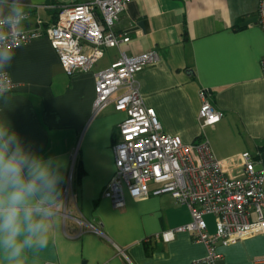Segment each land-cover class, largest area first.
Here are the masks:
<instances>
[{
	"label": "crops",
	"instance_id": "1",
	"mask_svg": "<svg viewBox=\"0 0 264 264\" xmlns=\"http://www.w3.org/2000/svg\"><path fill=\"white\" fill-rule=\"evenodd\" d=\"M86 1L0 0V17L19 3L24 11L37 7L50 24L60 6ZM259 1L130 0L113 27L127 32L129 42L104 48L90 70L71 76L46 37L11 48L14 59L4 72L15 86L0 94V124L17 133L26 149L59 157L63 174L50 205L49 243L28 249L23 264H205L204 245L187 232L168 243L152 240L154 249L147 253L145 238L191 221L187 206L170 194L133 199L126 193L118 209L101 196L114 171L112 142L124 113L112 103L93 113L95 74L121 51L128 56L155 51L157 61L135 75L144 104L155 110L163 132L178 135L184 144L205 138L222 172L240 177L242 153L248 152L259 168L264 147ZM201 91L223 113L212 127L202 128L198 119ZM75 219L94 224L100 234L80 230ZM213 231L211 222L208 232ZM217 250V264H252L264 257V234L217 245Z\"/></svg>",
	"mask_w": 264,
	"mask_h": 264
},
{
	"label": "built area",
	"instance_id": "2",
	"mask_svg": "<svg viewBox=\"0 0 264 264\" xmlns=\"http://www.w3.org/2000/svg\"><path fill=\"white\" fill-rule=\"evenodd\" d=\"M129 1L89 0L62 5L56 21L50 24L43 22L37 7L26 10V19L19 29H12L8 45L13 48L46 37L66 75L88 71L103 56L104 48H119L129 42L127 32L118 33L113 28ZM256 14L264 34V0L259 1ZM7 31L5 27L4 32ZM157 59L155 51L131 56L121 51L107 68L95 74L93 113L111 103L115 111L124 113L112 142L114 171L101 196L118 209L124 206L126 193L133 199L170 194L177 203L187 206L191 221L143 241L168 243L177 233L187 232L204 245L203 262L217 264L221 259L217 245L227 246L247 236L264 234V167L256 168L250 154L244 152L241 176L229 178L222 172L205 138L184 144L178 135L163 132L155 110L144 104L135 78L136 73ZM260 68L264 79V54ZM0 81L6 82L0 94L15 86L4 71L0 72ZM200 96V125L212 127L223 113L212 106L206 91H201ZM70 179L71 175L68 183ZM68 183L63 196L67 195ZM205 216L213 217L212 234L208 232ZM75 221L80 230L85 227L100 234L94 224L81 219ZM252 264H264V257Z\"/></svg>",
	"mask_w": 264,
	"mask_h": 264
},
{
	"label": "clouds",
	"instance_id": "3",
	"mask_svg": "<svg viewBox=\"0 0 264 264\" xmlns=\"http://www.w3.org/2000/svg\"><path fill=\"white\" fill-rule=\"evenodd\" d=\"M25 19L19 3L0 19V72L14 59L8 45L12 29H19ZM5 87L6 82L0 81V91ZM62 182L59 157L26 149L17 133L0 124V264H23L28 249L48 245L54 215L50 205L56 202Z\"/></svg>",
	"mask_w": 264,
	"mask_h": 264
},
{
	"label": "trees",
	"instance_id": "4",
	"mask_svg": "<svg viewBox=\"0 0 264 264\" xmlns=\"http://www.w3.org/2000/svg\"><path fill=\"white\" fill-rule=\"evenodd\" d=\"M57 14H58V10L56 12V16H55L54 22L57 19ZM261 150L263 151L264 150V147H262ZM152 242H153L152 240L143 241V245L145 246V249H146V251H147L148 254L154 249V246L152 245Z\"/></svg>",
	"mask_w": 264,
	"mask_h": 264
},
{
	"label": "water",
	"instance_id": "5",
	"mask_svg": "<svg viewBox=\"0 0 264 264\" xmlns=\"http://www.w3.org/2000/svg\"><path fill=\"white\" fill-rule=\"evenodd\" d=\"M259 159H260L261 165L264 167V150L260 152Z\"/></svg>",
	"mask_w": 264,
	"mask_h": 264
},
{
	"label": "rangeland",
	"instance_id": "6",
	"mask_svg": "<svg viewBox=\"0 0 264 264\" xmlns=\"http://www.w3.org/2000/svg\"><path fill=\"white\" fill-rule=\"evenodd\" d=\"M204 219H205L206 222H207L208 224H210V225H211V222H213V217H212V216H205Z\"/></svg>",
	"mask_w": 264,
	"mask_h": 264
}]
</instances>
